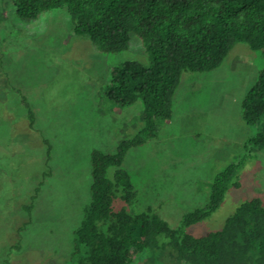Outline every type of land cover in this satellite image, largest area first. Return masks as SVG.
Segmentation results:
<instances>
[{
    "label": "rangeland",
    "instance_id": "obj_1",
    "mask_svg": "<svg viewBox=\"0 0 264 264\" xmlns=\"http://www.w3.org/2000/svg\"><path fill=\"white\" fill-rule=\"evenodd\" d=\"M94 46L73 31L64 9L32 20L19 16L12 0H0V264H64L90 201L92 149L112 153L142 126L141 100L120 106L105 88L113 66L127 59L148 65L149 53L132 33L125 50ZM263 67L260 50L236 42L219 67L183 71L172 118L160 120L157 136L131 147L122 163L136 199L117 198L114 208H150L175 228L185 212L208 202L215 175L230 163L239 185L186 231L217 230L241 202L264 200V146L248 143L263 125L246 124L241 108Z\"/></svg>",
    "mask_w": 264,
    "mask_h": 264
},
{
    "label": "trees",
    "instance_id": "obj_2",
    "mask_svg": "<svg viewBox=\"0 0 264 264\" xmlns=\"http://www.w3.org/2000/svg\"><path fill=\"white\" fill-rule=\"evenodd\" d=\"M12 4L19 16L32 20L64 9L73 31L88 36L100 52L127 49L132 33L149 53L148 65L127 59L110 69L107 98L120 106L140 99L142 126L112 153L92 149L90 201L73 230V249L64 264H264L260 197L238 204L217 230L201 235L186 231L211 216L230 185H239L235 163L215 175L208 202L185 212L175 228L150 208L131 212L113 205L117 198L126 204L136 199L122 163L131 147L157 136L160 120L172 118L173 96L183 71L219 67L236 42L260 50L264 57V0H12ZM23 104L33 129L34 113L29 103ZM241 108L246 124L263 125L248 143L264 146V67ZM24 208L30 212L32 203Z\"/></svg>",
    "mask_w": 264,
    "mask_h": 264
}]
</instances>
